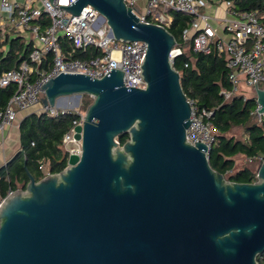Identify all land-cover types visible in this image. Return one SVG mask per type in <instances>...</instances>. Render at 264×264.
<instances>
[{"label": "water", "instance_id": "1", "mask_svg": "<svg viewBox=\"0 0 264 264\" xmlns=\"http://www.w3.org/2000/svg\"><path fill=\"white\" fill-rule=\"evenodd\" d=\"M88 6L117 41L146 43L147 86L125 87L115 69L102 79L62 73L42 86L44 107L93 99L76 128L82 155L40 181L27 170L26 189L4 198L0 264H259L264 163L249 184L213 170L207 147L187 140L192 108L173 64L183 54L176 38L142 23L124 0H77L60 9L78 17ZM255 85L264 115V90Z\"/></svg>", "mask_w": 264, "mask_h": 264}, {"label": "built area", "instance_id": "2", "mask_svg": "<svg viewBox=\"0 0 264 264\" xmlns=\"http://www.w3.org/2000/svg\"><path fill=\"white\" fill-rule=\"evenodd\" d=\"M76 1L26 0L20 3L0 0V53L3 58L10 49L11 40L22 37L27 42H34L33 51L20 62L17 69L0 71V88L16 86L15 94L5 107L0 108V137L8 129L19 128L20 115L35 107L41 106L40 114L53 118L74 113L78 119L73 121L63 138V149L68 154L66 168L71 155H82V141L76 139V128L84 125L86 111H82L81 106L72 110L44 107L42 99L45 97V90L42 86L62 73L102 79L112 69L124 72V85L127 88L145 89L147 86L141 68L147 52L146 43L117 41L107 20L91 6L86 7L78 17L60 9V6L68 7ZM124 1L142 23L168 29L172 24L169 12L189 17L188 28L183 33L184 43L191 44L196 53L216 54L225 60L232 87L230 91L222 90L220 93L226 102L236 96H244V92L248 90L255 93V83L257 88L264 90V14L257 10L237 12L233 10L234 2L231 0H146L144 12L138 10L137 0ZM216 3L226 6L223 35H219L213 28L210 16L202 12ZM43 14H47L52 23L41 29L34 21ZM25 34L30 35L31 40H27ZM61 36L68 37L78 50L86 52L89 47H94L102 51L103 56L85 60L67 59L59 43ZM47 53L53 55L52 64L48 70L39 69ZM174 62L175 59L173 64ZM189 102L192 115L187 140L194 146L195 143L204 144L209 158L217 133L212 123L214 112L200 109L194 102ZM260 109L261 106L257 103L253 116L263 125L264 115L259 113ZM247 161L259 168L264 163V154L247 158ZM39 169L44 177L53 174L47 161H40ZM3 200L0 197V206Z\"/></svg>", "mask_w": 264, "mask_h": 264}, {"label": "trees", "instance_id": "3", "mask_svg": "<svg viewBox=\"0 0 264 264\" xmlns=\"http://www.w3.org/2000/svg\"><path fill=\"white\" fill-rule=\"evenodd\" d=\"M233 10L237 12L259 11L264 14V0H231ZM172 24L169 32L176 38L177 46L183 54L175 59L174 67L181 75V86L188 100L198 108L214 112L212 123L216 129L215 144L211 150L209 163L213 170L224 175L229 181L249 184L257 181L256 172L244 168L235 174H230L235 168V158L244 156L251 158L264 154V124L253 123V113L257 108L256 98L236 96L226 102L220 94L222 90L230 91L229 70L223 57L216 54L204 55L196 53L191 44L184 43L183 33L188 28L189 17L180 13L169 12ZM41 29L51 25V19L43 14L34 21ZM59 43L67 59H92L103 56L102 51L89 47L86 52L75 48L68 37L61 36ZM34 49V42H27L17 37L10 42L6 56L0 53V71L17 69L20 62L29 57ZM53 55L45 54L39 69L48 70L52 64ZM188 65V67H186ZM16 86L0 88V108L5 107L15 94ZM92 98L84 96L82 110L86 111L92 104ZM76 114L71 113L58 118L46 114H30L20 123V149L5 166L0 168V197L5 198L9 193L25 190L30 179L27 170L37 181L44 178L39 169V162L49 163L51 173H59L67 166L68 154L63 149L64 135L70 130ZM245 128L246 140L228 137L234 128ZM123 145L129 140V135L119 139ZM259 264H264V254L258 257Z\"/></svg>", "mask_w": 264, "mask_h": 264}, {"label": "crops", "instance_id": "4", "mask_svg": "<svg viewBox=\"0 0 264 264\" xmlns=\"http://www.w3.org/2000/svg\"><path fill=\"white\" fill-rule=\"evenodd\" d=\"M11 1L20 2V3L26 2V0H11ZM146 3H147L146 0H137L138 10L144 12L146 8ZM202 12L210 16L211 24L213 28L217 31L219 35H223L222 29H223V20L226 18V6L216 3L214 5H211L209 8L203 10ZM0 23H1V15H0ZM35 108L29 110L26 113H22L19 118L20 123L26 116L33 114ZM0 138H1V146H2L1 149H3L2 152L0 153V168H1L4 166L3 164L11 160L20 149L19 128L8 129L7 132L4 133L3 136ZM12 144L13 145L15 144V148H13L14 152L12 151L10 155L9 154L6 155L4 149L6 147L11 148Z\"/></svg>", "mask_w": 264, "mask_h": 264}, {"label": "rangeland", "instance_id": "5", "mask_svg": "<svg viewBox=\"0 0 264 264\" xmlns=\"http://www.w3.org/2000/svg\"><path fill=\"white\" fill-rule=\"evenodd\" d=\"M221 7H223V6H221ZM25 38L27 40H31L30 35H28V34H25ZM36 44H38L39 46H41V44H39L38 42H36ZM255 96H256L255 93L252 92L251 90H248V91H245L244 92V97H246L248 99L249 98H255ZM91 100L93 102V99H91ZM83 101H84V96H82L81 98H78L76 96L61 98L59 100V106H58V108L59 109H70V110H72V109H76V108H78V107L81 106L80 109L82 110ZM40 107H36L35 110H34V113L40 114V109H41ZM82 111H84V110H82ZM253 123H258V120L257 119H254L253 120ZM228 137H234L236 139L246 140L247 139L246 129L245 128H242V127L234 128L232 130V132L228 135ZM15 144L14 145L12 144L11 145V148L6 147L4 149L6 155L7 154L10 155L12 153V151L14 152V149L13 148H15ZM1 148H2V146H1V138H0V153L3 150ZM6 163H4L3 165L5 166ZM235 164H236L235 165V168H234V170L230 174H235V173L239 172L240 170H243L244 168H249L250 170H252L254 172H256L257 169H258V167L256 165L249 164L248 161H247V158L244 157V156H237L235 158Z\"/></svg>", "mask_w": 264, "mask_h": 264}, {"label": "flooded vegetation", "instance_id": "6", "mask_svg": "<svg viewBox=\"0 0 264 264\" xmlns=\"http://www.w3.org/2000/svg\"><path fill=\"white\" fill-rule=\"evenodd\" d=\"M257 176V175H256Z\"/></svg>", "mask_w": 264, "mask_h": 264}]
</instances>
